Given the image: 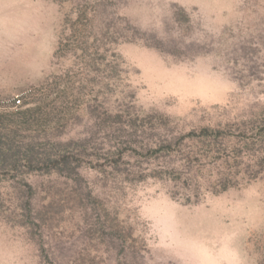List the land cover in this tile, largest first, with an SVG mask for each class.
Here are the masks:
<instances>
[{
  "label": "trees",
  "instance_id": "trees-1",
  "mask_svg": "<svg viewBox=\"0 0 264 264\" xmlns=\"http://www.w3.org/2000/svg\"><path fill=\"white\" fill-rule=\"evenodd\" d=\"M55 2L67 8L53 71L21 105L0 110V183L13 191L7 201L0 194V218L24 228L26 241L47 256L43 229L57 231L62 215L76 217L81 242L89 246H81L82 258L92 247L96 254L114 253L115 264H138L146 243L137 234L140 219L128 192L152 179L166 184L175 201L195 204L206 193L264 180V103H244L231 94L224 106L194 110L190 121L146 111L137 104L132 70L116 46L142 42L178 61L213 54L240 91L254 87L261 94L264 0H241L248 18L224 27L216 47L190 43L195 46L189 55L130 23L116 0ZM171 8L176 24L191 25L186 8ZM84 118L85 133L64 137ZM82 169L92 171V179ZM30 175L46 180L39 187Z\"/></svg>",
  "mask_w": 264,
  "mask_h": 264
},
{
  "label": "rangeland",
  "instance_id": "rangeland-1",
  "mask_svg": "<svg viewBox=\"0 0 264 264\" xmlns=\"http://www.w3.org/2000/svg\"><path fill=\"white\" fill-rule=\"evenodd\" d=\"M116 2L117 11L130 23L186 55L193 52L195 45L187 46L190 43H214L216 47L215 38L224 27L248 18V12L240 9L241 0ZM171 3L186 8L191 25L175 23ZM66 8L67 4L55 0H0V110L15 109L18 98L21 105L53 71L52 52ZM116 50L132 70L130 82L136 89L137 104L146 111L154 108L189 120L194 110L224 106L231 94L238 93L244 103H264V93H256V88L240 91L216 55L178 61L142 42L120 43ZM87 127L84 118L64 137L80 136ZM81 173L88 179L94 176L87 169ZM45 180L28 176L39 187ZM167 187L148 179L128 192L127 199L137 207L140 219L137 234L146 243L138 264H264V180L219 194L206 193L195 204L175 201ZM11 192L9 183H0L4 200ZM76 221V217L62 215L57 231L43 229L47 256H42L24 238V228L9 226L0 218V264H115L114 253L102 250L96 254L92 247L83 250L82 258L81 246L88 245L81 242Z\"/></svg>",
  "mask_w": 264,
  "mask_h": 264
},
{
  "label": "built area",
  "instance_id": "built-area-1",
  "mask_svg": "<svg viewBox=\"0 0 264 264\" xmlns=\"http://www.w3.org/2000/svg\"><path fill=\"white\" fill-rule=\"evenodd\" d=\"M15 103H16V105H19V104H20V99H19V98L16 99V100H15Z\"/></svg>",
  "mask_w": 264,
  "mask_h": 264
}]
</instances>
